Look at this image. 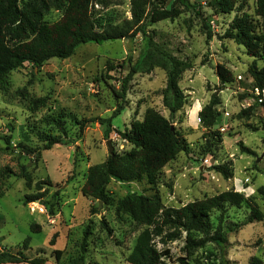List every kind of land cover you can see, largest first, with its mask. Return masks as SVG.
Returning a JSON list of instances; mask_svg holds the SVG:
<instances>
[{
  "label": "rangeland",
  "instance_id": "1",
  "mask_svg": "<svg viewBox=\"0 0 264 264\" xmlns=\"http://www.w3.org/2000/svg\"><path fill=\"white\" fill-rule=\"evenodd\" d=\"M143 1L147 2V14L156 6L162 7L160 0ZM189 1L206 19L212 40L207 37L202 19L177 4L178 0H168L165 5H177L182 11L178 18L146 28L160 46L192 66L180 82L186 96L184 108L173 118L189 149L162 170L155 187L147 181L121 184L112 180L107 187L110 204L101 207L82 194L89 169L110 157L109 140L115 153L129 152L132 146L119 132L143 121L150 109L170 118L163 102L167 74L161 68L135 75L124 97L117 95L144 49L141 33L134 39L83 45L69 59H53L41 68L25 64L11 73L8 89H0V170L12 171L11 177L3 179L5 195L0 199V239L4 249L23 252L29 259L46 258V264H73L81 256H86V264H129L127 257L144 227L116 211L128 193L158 195L166 207L181 208L234 190L246 199H254L263 221L247 224L251 211L246 204L241 208L227 206L223 226L236 231L227 235L225 252L215 243H208L188 254L186 232L158 248L170 251L166 264H181V258L189 264H249L253 257L264 262V199L257 193L264 185V92L260 96L254 90L250 74L254 64L264 68V59L250 57L244 46L226 37L235 18L246 14L258 20L256 0H241L230 14L221 13L212 5L213 0ZM132 2L94 0L92 12L98 29L128 26L133 20ZM62 15L52 10L46 22L54 23ZM218 66L232 72L233 83L221 84ZM213 95L221 99L216 107L219 116L214 127L206 130L199 113ZM40 98H46L48 106L32 111L31 101ZM251 106L256 107L251 115L240 117ZM120 107L125 109L112 119L113 130L106 136L102 120L111 119ZM59 115H65L67 135L48 123V118ZM81 123H85L84 128ZM213 132L222 135L223 141H215ZM46 136L60 137L69 145L46 150L50 138ZM8 138L10 146L6 144ZM241 146L253 153H244ZM229 162L233 163L234 178L226 180L213 167ZM22 166L28 167L34 180L32 190L27 189L22 178ZM47 181L52 185L44 184L41 192L46 191L44 199L52 203L51 211L38 201L25 205V196L38 193L36 184ZM219 217V212L212 213L214 229ZM34 226L39 227L37 233L31 229ZM88 228L90 235L84 251ZM192 237L202 235L193 233ZM28 238L31 242L25 249L23 244ZM55 251L62 252L60 261Z\"/></svg>",
  "mask_w": 264,
  "mask_h": 264
},
{
  "label": "trees",
  "instance_id": "2",
  "mask_svg": "<svg viewBox=\"0 0 264 264\" xmlns=\"http://www.w3.org/2000/svg\"><path fill=\"white\" fill-rule=\"evenodd\" d=\"M94 0H0V89L6 91L9 87V77L12 72L31 64L34 68H41L53 59L65 60L71 58L83 45H102L120 39H134L139 33L143 35L144 49L137 63L132 67L128 76L122 82L120 97H124L129 82L139 73H151L156 68L163 69L167 74V85L164 90L163 102L170 112L167 119L158 111L150 109L145 113L143 121L135 122L131 128L119 135L132 150L123 154L115 153L102 164L92 166L89 169L88 179L82 189V194L91 201H96L97 206L110 204L107 187L112 180L121 184L147 181L155 187L158 184L162 170L180 153L188 152L189 146L186 139L176 129H172L173 118L185 105L186 96L180 82L184 73L192 66L160 46L146 30L155 23L174 20L182 11L177 5L166 8L168 0H160L161 8H152L147 14L146 4L143 0H133V20L128 26L108 25L99 30L92 12ZM241 0H213L212 5L221 13L230 14L237 10ZM177 4L187 11L196 12L202 19L209 40L213 34L200 13V10L189 0H178ZM239 9V8H238ZM62 12V17L54 22L47 23L46 17L52 11ZM256 17L244 14L235 18L226 37L244 46L247 54L254 58L264 59V0H256ZM253 79V88L261 96L264 92V68L260 69L256 64L250 68ZM217 76L223 85L234 82V76L224 66L217 67ZM256 97L259 99V97ZM221 104V99L213 95L212 100L199 113L202 127L211 130L218 119L216 107ZM258 105V103L256 104ZM260 105V104H259ZM262 105V104H261ZM48 106L46 98L31 101V110L37 111ZM255 106L241 112L240 117H249ZM120 107L111 119L102 120L106 125V136L113 130L112 119L116 118L124 110ZM65 115L50 117L48 123L59 128L62 134L67 135L64 118ZM264 124V121H263ZM85 127V123H81ZM214 133L215 141H223L222 135ZM216 133V134H215ZM48 139L46 150L54 146H68L69 142L60 137ZM10 146V139H6ZM25 152L31 153L28 148L21 147ZM244 153L252 154L250 149L241 146ZM38 159L34 160L37 162ZM233 163L214 166L213 169L221 174L224 179L234 178ZM9 169L0 170V199L4 197L3 182L11 177ZM22 178L28 190L34 187V180L28 172L27 166L21 168ZM52 182H39L36 184L38 193L26 195L24 204L39 202L47 210L51 211L52 203L44 198L46 191L41 192L44 184L51 186ZM258 195L264 199V185L258 188ZM57 194L53 196V199ZM246 204L251 214L247 224L263 221L258 205L254 199H246L242 193L234 190L221 193L217 196L205 198L189 203L181 208H168L158 195L147 197L137 193H128L120 200L117 206L118 214H127L138 225L144 227L136 239V243L127 257L129 264H166L170 259V251L160 250L159 245L167 246L178 240L182 232L187 233L185 250L188 254L197 248H203L208 243H215L223 252L228 245L227 235L234 233L236 229L223 226L227 212V206L241 208ZM220 213L219 224L214 229L211 221L212 213ZM1 219V218H0ZM37 233L39 227H32ZM193 233H199L201 238L195 239ZM90 235L89 228L85 231L83 250L87 247V239ZM31 239L24 242V248H29ZM31 249V248H30ZM57 261L61 260L62 252L55 251ZM86 256H81L73 264H86ZM46 258L37 257L29 259L23 252L12 253L2 246L0 239V264H46ZM181 264H189L184 258L179 260ZM249 264H264L263 260L253 257Z\"/></svg>",
  "mask_w": 264,
  "mask_h": 264
},
{
  "label": "water",
  "instance_id": "3",
  "mask_svg": "<svg viewBox=\"0 0 264 264\" xmlns=\"http://www.w3.org/2000/svg\"><path fill=\"white\" fill-rule=\"evenodd\" d=\"M175 128V126L173 125L172 126V129H174ZM107 146H108V148H109V154H110V156H114V154H115V151H114V147H113V145H112V142H111V140H109L108 142H107ZM102 206V203H100V207Z\"/></svg>",
  "mask_w": 264,
  "mask_h": 264
},
{
  "label": "built area",
  "instance_id": "4",
  "mask_svg": "<svg viewBox=\"0 0 264 264\" xmlns=\"http://www.w3.org/2000/svg\"><path fill=\"white\" fill-rule=\"evenodd\" d=\"M259 102H260V103H263V100H262V99H260V100H259Z\"/></svg>",
  "mask_w": 264,
  "mask_h": 264
}]
</instances>
